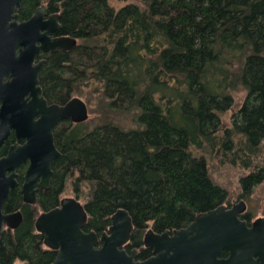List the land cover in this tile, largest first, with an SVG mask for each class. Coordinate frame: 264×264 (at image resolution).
<instances>
[{
    "label": "trees",
    "instance_id": "1",
    "mask_svg": "<svg viewBox=\"0 0 264 264\" xmlns=\"http://www.w3.org/2000/svg\"><path fill=\"white\" fill-rule=\"evenodd\" d=\"M42 2L77 39L48 56L44 93L79 95L100 113L55 133L58 190L74 186L86 230L101 232L119 208L133 232L185 226L225 198L209 170L216 152L249 169L243 192L264 179V0H138L117 9L108 0H21L18 17ZM16 200L11 190L6 209ZM30 230L25 218L0 264L51 260Z\"/></svg>",
    "mask_w": 264,
    "mask_h": 264
},
{
    "label": "water",
    "instance_id": "2",
    "mask_svg": "<svg viewBox=\"0 0 264 264\" xmlns=\"http://www.w3.org/2000/svg\"><path fill=\"white\" fill-rule=\"evenodd\" d=\"M20 7L21 0H0V147L11 129L17 139L26 137L23 144H13L5 155L0 154V246L7 232L4 222L14 226L20 218L19 211L2 210L17 184L18 165L30 158L22 190L25 199L34 200L38 185L35 178L41 175L46 182L51 161L60 155L54 144V126L64 119L81 122L89 116L87 103L80 96L47 104L41 87L36 85L43 60L36 64L33 60L39 50L71 48L75 37L49 35L60 24L54 15L44 18V4L22 20L18 19ZM27 92L32 94L30 100L25 98ZM37 113L40 115L35 119ZM244 209L245 202L240 199L231 207L220 204L198 212L182 227L162 233L147 229L145 241L151 239L148 244L157 254L134 263L118 249L132 228L131 216L123 208L111 215V234L104 232L100 238L95 230L83 229L87 212L74 196H65L59 205L42 212L35 226L44 234V243L57 250L50 264H125L124 257L129 264H264V216L256 217L249 226L239 216ZM99 239L103 242L95 247ZM223 249L229 256L217 258Z\"/></svg>",
    "mask_w": 264,
    "mask_h": 264
},
{
    "label": "flooded vegetation",
    "instance_id": "3",
    "mask_svg": "<svg viewBox=\"0 0 264 264\" xmlns=\"http://www.w3.org/2000/svg\"><path fill=\"white\" fill-rule=\"evenodd\" d=\"M41 4H44L46 6V8L44 10V18H48V17L54 15L55 18H56V21L60 24L55 29L49 31V35L52 36V37L62 36V35H68V34H63V33L60 32V29H61V23L59 21V17H60V13L59 12L60 11H58V10H51L46 2H42ZM35 9H34V11H35ZM32 13L28 17H30L32 15ZM57 14H58V16H57ZM28 17H26V18H28ZM26 18H21V19L18 18V19L19 20H22V19H26ZM69 36H71V35H69ZM75 39H76V37H75ZM76 45H77V39H76L75 45L72 46L71 48H66L65 49V48L57 47L54 50H51V49H47V50L40 49L39 50V54L36 55L35 58H34V60H33V63H35V64L38 63L40 60H43L42 65L39 68L38 79H39V75H40V72H41L42 68L44 67V65L47 62L48 56H50L52 54H55V53H58L59 51H70L73 48H75ZM36 85H38V86L41 87V90H42L41 95L46 100L47 104H51V103H63L66 100H68L69 98H71L72 96H74V95H72V96H70L69 98H67L66 100H63V101L52 100V99H50L44 93L43 87H42V85L40 83V79L38 80V82L36 83ZM77 96H79V95H77ZM31 97H32V94H29V92H27L25 94L26 100H30ZM39 115H40L39 113L35 114L34 115V118L35 119L38 118ZM81 122H83V121H81ZM68 123H73V121H71L70 119L61 120L53 128L54 144H55V146H56V148L58 150H59V148H58V146L56 144V141H55V133H56V131L58 130L59 127L63 126L64 124L67 125ZM24 142H26V137H22L20 139H17L15 130L14 129H11L10 132H9V134H8V136L5 138V140L3 141V143H2V145L0 147V154L1 155H5L11 145H13V144H23ZM60 154H61V152H60ZM58 157H55L51 161V164H50L51 173L48 176L46 182L42 181V176L41 175H38L35 178V180L38 183V185H37V187L35 189V193H34L35 198H34V200L25 199L24 198V194H23V190H22L23 189V184H24L25 179H26L25 173H26L27 168L29 167L30 162H31L30 161V158L29 157L26 158V160L23 161V162H21L18 165V167L16 168V176H15V179H16L17 184L13 188H11V190H13V192L15 193V195L17 197V200H16L17 205L14 206L13 209H11V210H8V208L6 209V207H5V203L8 201L9 196H10V192H11V190H10L8 197L6 198V200L3 203L2 210L5 213H12V212L19 211L20 218H19L18 222L16 223V225H14V226H8L6 224V222H4L3 228H5L7 232H6L5 237H4V244H3V246H0V251H3V250L5 251L6 250V241L8 240V237L9 236L12 237V238H15V237L18 238V234H21L22 235V232H20L19 229L22 228L23 225L25 224V218H26L27 219V222H28V226L31 228L30 233L32 235H34L35 237H37L38 240H39V247H40L41 251L53 253V257L51 258V260H49V261L45 260L42 264H50L54 260L56 254H57V250L49 248L44 243V234L41 233V232H39L37 230V228L35 226V221H36L37 217L42 212H45V211H47V210H49V209H51V208L59 205L61 198L65 197V196H74V197L78 198V196L75 193V188H74V186L72 184L71 185H67V186L64 185L61 190H58L59 186H62V184H63V183L56 182L57 179H55L56 177L57 178L60 177L59 173L56 172V170H55V168L53 166L55 160L58 159ZM68 188H70V190L72 191V193H69V194H66L65 193V190L68 189ZM52 192H54L57 201L56 202H53V203H48L49 202L50 195L53 194ZM245 194H247V193H245ZM243 195L244 194L242 193L241 196H243ZM238 200H240V199H238ZM237 201H235V202H237ZM235 202L227 203V202H224V200H223L218 205L225 204L227 207H231ZM46 204H48V207H46ZM218 205H216V206H218ZM216 206H214V207H216ZM246 208H247V206H246V203H245V209L243 210V212L239 213V216L241 218L245 219L246 222H247V225H249V226L252 224V221L256 217H258V216H264V214H263V215H258V216L253 217L251 215V213L246 210ZM86 222H85V224H86ZM110 222H111V216H110ZM110 222H109V224L101 232H97L96 231V233H97V235H98L99 238L102 235V233H104V232L107 235H110L111 234L108 231V226L110 225ZM83 229L85 231L93 230V229L86 230L84 228V226H83ZM147 229H152V228L151 227L146 228L145 231H143L141 233L133 232V223H132V228H131V231L129 232L127 238L122 242V244H120L118 246V249L123 250L124 254L127 257L129 256L131 262H133V263L134 262H139V261L146 260L149 257L155 256L157 254L154 251V246L151 245V244L150 245L148 244L151 241V239L148 240V241H145V235H146ZM163 231H154V232H156V233H162ZM169 234L171 235L172 232H169ZM102 242L103 241L99 239L98 243L95 244V247L100 246L102 244ZM228 256H229V251L226 250V249H223L221 251V253L217 255V258H219V257L226 258ZM127 257H124V259H125L124 262L125 261L127 262V263L125 262V264H129ZM257 257H258L257 255H254V258H257ZM9 264H33V262L32 261L29 262V260H26V259L24 260V259H21V258L17 257V258H14L13 261H11V263H9Z\"/></svg>",
    "mask_w": 264,
    "mask_h": 264
},
{
    "label": "rangeland",
    "instance_id": "4",
    "mask_svg": "<svg viewBox=\"0 0 264 264\" xmlns=\"http://www.w3.org/2000/svg\"><path fill=\"white\" fill-rule=\"evenodd\" d=\"M108 1L113 7L117 9L128 1L138 0ZM243 93V91H239L235 94L236 99L232 109H236L240 105V103L242 102ZM88 111L89 116L85 121L90 124L94 120L95 116L99 115L100 113L97 110L93 112L90 111L89 107ZM230 120L231 118L229 112H226L223 115L222 124L228 125ZM209 170L212 179L226 190L224 202L231 203L237 201L238 199H242L246 203V210L250 212L253 217L264 214V179L250 187V192L245 194V192H243L242 190L239 177L242 174L249 172V169L245 165H242L240 162L231 163L228 156H224V158L221 160V157L217 152L211 157ZM65 193L69 194L72 193V191L70 190V188H68L65 190ZM242 193L244 194L243 196H241Z\"/></svg>",
    "mask_w": 264,
    "mask_h": 264
}]
</instances>
